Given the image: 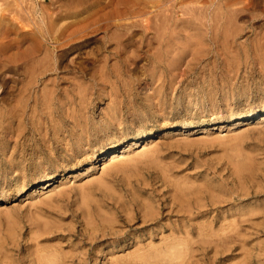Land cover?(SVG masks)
<instances>
[{
    "label": "rangeland",
    "instance_id": "rangeland-1",
    "mask_svg": "<svg viewBox=\"0 0 264 264\" xmlns=\"http://www.w3.org/2000/svg\"><path fill=\"white\" fill-rule=\"evenodd\" d=\"M181 1L176 0V5L173 7L175 15H183L177 20L178 28L182 31L184 29L187 31L192 30V33H200L201 37L203 36L202 42H198L194 47L191 44L194 50L191 48V45H186L184 48L188 52L184 49L183 55L177 56L178 58L175 60L172 58L173 61L168 59L169 61L164 63L155 62L150 56L153 52V47L148 45L149 42L148 39H145V33H141L140 31L145 28L136 25L137 27L133 26V28L138 32L131 38L130 42L132 45L129 49L127 48L128 50L122 51L123 56H128V58L127 60L120 61V65L118 64V67H120L119 74L118 72H114L111 77H106V80L109 79V82H106L105 78L100 77L102 75L97 72L102 63L96 60L98 62L97 65L95 64V59H98L100 55L102 56L106 50L103 47L105 42L108 43L104 31L97 32L96 37L93 38L95 41L89 42L84 47L85 49H82L84 51L74 50L66 58L64 57L65 60L62 59L61 63L59 62L62 67L64 66V69L61 67L60 69L51 71L49 77L50 80L52 79V84L49 81L51 88H54L60 95L63 92L72 93V95L76 94L77 101H74L73 108L77 110V116L79 115L77 117L78 121L82 122V124L90 123L93 125L99 122L101 116L107 112L108 105H112L117 99L115 95L118 94L125 99L123 115L126 118L121 123L122 125L120 124L117 129L110 133V135L112 134V138L106 137L105 142L95 143L91 147L86 145L78 152H74L73 155L67 154L66 157H69L68 162H62L60 168L56 167L57 163H50L49 156L52 153H54V156L58 154L59 157H62L60 160L63 161L65 159L63 147L52 149L53 145L45 146L43 144L41 146L40 144L41 149L43 148L47 154L43 157L37 156V158H33L32 153L35 151V143L42 142L40 139L41 132L38 129L35 130V128L42 126L41 129L44 132L52 128V123L56 119L59 124L64 126H73L78 121L70 117L66 112L61 111L58 104H53L49 108L48 105L44 107L42 106L44 104L40 103L35 114L28 107V112L22 119L24 124L20 127L22 134L18 135L20 128H16L18 119L13 121V125L16 126H14L12 131H8L6 128L8 120L4 113L14 103L17 105L16 97L18 96L17 87L19 82L17 81L18 76L16 73L12 71L8 72V66L4 64L3 67L2 63L5 62L7 55L18 58L17 53L19 55L22 54L27 49L24 46H28L29 43L24 42V46L22 45L23 47L20 49L18 47L10 49L9 51L11 52L6 50L0 51V242L3 240L0 244V264H38L36 253L38 244L36 243L43 244L42 246L57 247L62 250L66 257L64 264H111L110 252L115 251V255L120 256V254L122 255V253L124 254L134 249L139 242L149 243L150 241L159 244L163 235H170L171 231L175 227L178 228V226L185 231L188 229L191 231L195 230L198 224V220L195 217L198 214L196 213L197 208L193 200L198 195H208L210 198V194L214 195L218 204L217 207L212 208V216L219 218V220H216L218 222L217 226H220L223 217L236 213L237 219L234 221L237 222L240 219L239 223L237 226L231 228L232 232L230 229H228L229 231L226 229L225 231L227 232L223 231V233L224 235L231 234L230 236L235 234L236 237H241L243 240L247 239V247H243L240 241H236L235 237L230 241L231 243H227V246L221 245L219 252H216V249L213 250L216 247L214 241L210 242L206 238L204 242H201L198 241L197 237L190 236L191 240H196H190V244L183 243L186 245V249L183 244V246L181 245L182 251L184 250L182 254L180 253L181 256L183 255L182 258L180 254L161 257L153 254L149 257L150 262L148 264H154L159 262V260L162 261L160 264H183V262L185 264H213V262H215L214 264H234L244 260L248 264H264V114L253 116L258 110H261V113L264 112V75L262 76L264 74V51L260 50L261 46L264 48V40L262 38L264 37V0H259V2L257 0H254L255 2L253 0H245L244 3H247L246 10H244L245 13L243 10H240L238 11L240 15L238 14V17H236L237 22L242 26V31L235 36H231L227 45H222L221 42L217 44L210 41L211 31L206 32L203 30L205 26L202 27L199 24L200 20H205V18L198 19L200 15L198 12L199 8H203L204 10L205 7L204 11H213V7L208 8V4L210 5L211 1L205 0L203 2L200 0V3L199 0H193L200 5L193 3L192 0ZM189 1L190 4L188 3ZM248 2H251V4L249 5ZM185 3H188V5ZM203 3L207 5L201 6ZM240 4L242 6L243 2L236 3L234 6L238 8ZM196 5L200 7L197 9ZM190 7L192 9L193 7L196 8L195 11ZM182 8H187L190 13L188 12L187 15L186 13L182 14L181 11H184ZM176 10L178 11L176 12ZM191 12H194L193 14L197 15L198 18L194 15V17L191 16ZM152 15L150 14V16ZM185 15L187 19L192 18L187 21V19H184ZM183 21L186 23L185 25ZM148 32L150 35L155 34L154 29L148 30ZM12 34L13 36L15 34L17 36V32L14 30H12ZM183 34L186 35L184 31ZM150 35L149 39L154 36ZM257 35L259 36V40L262 39L263 41L256 40ZM95 38H98L100 41L96 43ZM92 44H98L97 46L99 47H95ZM87 46L89 49L92 48V50L95 47V50L89 51ZM222 46H226L227 51ZM147 47L150 48L148 49ZM131 49L132 52H130ZM86 51L89 55H86ZM133 51L135 54H133ZM228 51H231L232 54L234 51V54L232 55ZM83 52L84 54H82ZM22 57H20V60L16 58L18 62L13 63L14 66L17 64L16 67H18L23 62L24 54ZM85 57L87 58L85 59ZM233 57L237 59L233 61ZM76 59H80V62ZM223 59L226 60L224 61ZM91 60H93V63ZM112 61L114 62L115 59H111ZM227 61L230 64H227ZM232 63L234 66H232ZM171 67L172 70H176L177 74L173 73L175 71H170ZM260 67L263 69V73ZM91 71H93L94 76H91ZM62 73L64 76L67 74L66 80ZM157 74L159 75L157 76ZM169 76H172L170 77L171 79ZM76 77H78L77 80ZM14 78L15 80H13ZM54 79L56 81H53ZM74 79L76 82H73ZM78 79L82 81L80 87L78 85L80 83L77 82ZM157 80L159 81L157 82ZM110 82L113 86H111ZM172 82H175L173 83L174 85L171 84ZM97 83L102 85L103 88L105 86V90L102 86H99L100 88L97 87ZM169 84L173 86L171 87ZM84 86H87L86 90H84ZM77 87H79V91ZM117 87L118 89L116 90ZM91 88L93 89L91 90ZM82 89L84 90L83 92ZM67 93H63L64 95L62 94V96H65ZM87 93L89 95H86ZM148 96L157 97L154 98L156 104L153 103L147 110H139L142 102ZM81 98L85 101L81 100ZM8 100L9 102H7ZM31 102H34L33 98H31ZM9 103L11 104L8 105ZM136 109L139 112L133 114L132 112ZM53 117L54 119H52ZM6 120L7 122H5ZM185 125L186 127L183 129ZM238 135L240 141L242 139L241 143L239 139L237 140ZM134 139H138L137 143H134ZM235 140L239 144L237 142L234 143ZM233 143L235 147L232 146ZM106 144L113 146L114 149L121 145L124 146L125 152L119 158L128 160L125 162V165H121L119 162L114 164L115 162L112 158L108 160L101 159L99 155ZM65 146L70 147L68 150H72V148L76 149V145L72 147L66 144ZM155 153L156 158H154ZM248 153L253 155H249L253 159V165L250 164L251 167L239 171L236 168L235 162L237 163L240 161L238 159L242 160L248 156ZM135 157L141 158L135 159ZM155 162L158 163L156 164ZM164 165L167 166L164 167ZM183 175L185 178L182 177ZM50 179L52 180V185L46 184V187L44 184L42 185V183ZM176 182L182 185L181 189H185L184 192L187 193L185 201H180L181 199L177 197V195L182 197L183 191L181 189L179 191L180 185H177ZM81 189H84L83 192L85 191V193ZM197 189L201 191L194 194L193 190L196 191ZM88 191L89 193H87ZM208 196L204 197V200L208 201ZM93 197L94 200H92ZM145 203H152L156 207V211L159 212L155 215L157 218L143 222ZM257 207H259L260 211L257 214L251 215L249 212ZM95 214L99 215L97 216L98 220H91L92 226H88L87 221L92 219ZM126 215L130 218L126 217ZM248 218L252 219L248 221ZM242 219L244 222H242ZM229 221L231 220L228 218L226 222ZM46 227L49 229L45 234L39 233ZM92 227L95 228L96 232L91 233ZM234 229L236 232H234ZM238 232H241L242 235H238ZM11 233L12 235H10ZM34 237L37 239L35 240ZM96 249L103 250L104 252L100 253L101 255L98 260L95 259L99 255ZM5 250L6 252L4 253ZM244 250H247V254H244ZM258 252H262L261 262L256 258ZM252 254H254L253 257H251ZM2 255L5 257L2 258Z\"/></svg>",
    "mask_w": 264,
    "mask_h": 264
},
{
    "label": "bare ground",
    "instance_id": "bare-ground-1",
    "mask_svg": "<svg viewBox=\"0 0 264 264\" xmlns=\"http://www.w3.org/2000/svg\"><path fill=\"white\" fill-rule=\"evenodd\" d=\"M175 1L176 0H0V51L1 50H6L9 51L10 49L14 48V47H18L19 49L21 47H23V43L27 42L29 43L28 46H24V48L26 49L24 52H22V54L19 55V53L15 52L18 54V58L15 56V58L13 56H8L5 58V62H3L1 65L4 67V64L6 66H8V72H14L16 73L17 77V81L18 83V87H17V105L16 103L13 104V106L10 108H7L5 110V117L8 120V124L6 125V128L8 131H12V129L14 128L13 125V121L17 120V127L16 128H20L23 124L24 121H22V119L25 117V114H27V109L28 107H30L31 111L35 114V112L38 110L40 103H43L44 105L42 106H46L48 105L49 108L50 106H52L53 104H58V107L60 108L61 111L66 112L70 117L76 119V121H78V116H77V110L73 108V104L74 101L76 100L77 96L76 94H68L67 92H63V93H67L65 96H62V94H58L57 91L54 88H51L49 81L50 80V73L53 70H57L60 69L62 66L59 64V62L61 63V60L64 59V57L66 58L67 55H69L72 51L74 50H82L89 42H93L95 40H93L94 37H96V33L97 32H101L104 31L105 32V37H107L108 39V43L105 42L104 44V49H106L103 52V55L100 57L98 56V59H95L100 61V63H102V66H99V70H97V72H99L102 76L100 77H104L106 80V77H111V75L114 72H118L119 74V70L120 67H118V64L120 65V61H124L127 60L128 56L124 57L122 54V51H125L127 48L129 49V47L132 45L131 44V38L134 37L137 32L136 30L133 28L137 27L136 25H140L141 27L145 28L144 30H140L141 33H145L146 35V40L148 39L149 42V46L151 45L152 48V54L150 55L151 58L153 59V61H157V62H168V59L172 58L175 60L176 58H178L183 52V50L186 48H184L186 45H194L198 44V42H202L203 36L201 37L200 33L194 34L191 31H187V30H183L185 34H183V31L181 29L178 28L177 25V20H179L181 18V16L183 15H179L177 16V14L175 15L174 13V9L173 7H175ZM181 1V0H179ZM191 1V0H190ZM190 1L188 2L190 4ZM198 1V0H195ZM195 1L192 0L193 3H195ZM200 1V0H199ZM203 2L205 0H202ZM206 1H211L210 5L208 4V8L213 7V11L212 10H204L203 8H199L196 5V8L199 12V18L197 17V15H194L192 12V14H190L191 16H195L198 19H203L205 18V20H200L198 22H200L199 24L203 27L206 32L211 31V38L210 41H213L214 43H222V45H227V43L229 42V38L231 36H235L237 34H239L242 31V26L237 22V15L240 13H238V11L240 10H246V4L244 3L245 0H206ZM249 1V0H248ZM254 1V0H253ZM259 2V0H257ZM49 2V3H47ZM181 2H186L185 0H182ZM191 2V3H192ZM242 6L240 4V8H236L234 6V4L236 3H242ZM255 2V1H254ZM179 3V2H178ZM188 3L186 5H188ZM192 3V4H193ZM201 3V1H200ZM208 3V2H207ZM191 4V5H192ZM198 4V3H195ZM206 4V3H205ZM204 3L201 4V6L205 5ZM248 4L250 5L251 2ZM264 4V3H263ZM190 5V6H191ZM200 5V4H198ZM207 5V4H206ZM238 5V4H237ZM236 5V6H237ZM253 5V4H252ZM172 6V7H171ZM194 6V5H193ZM255 6V5H254ZM187 7V6H186ZM192 7V6H191ZM190 7V8H191ZM249 7V6H248ZM194 11H195V9ZM217 10H216V9ZM256 8V7H254ZM184 9V8H182ZM192 9V8H191ZM189 9V10H191ZM192 9V10H193ZM180 10V9H179ZM187 8L184 9V11H186ZM248 10V9H247ZM252 10V9H251ZM178 10H176L177 12ZM183 10L181 11L182 14L187 15V13L189 12L188 10L186 12H184ZM197 11V10H196ZM184 12V13H183ZM214 12V13H211ZM247 12V11H246ZM190 13V12H189ZM197 13V12H196ZM245 13V12H244ZM150 14H153L152 16H150ZM247 14V13H246ZM186 15L184 16V19L186 20L187 18ZM189 15V14H188ZM177 16V17H176ZM193 16V17H194ZM139 17V19H137ZM140 17L142 18L140 20ZM177 19H176V18ZM188 17V16H187ZM190 17V16H189ZM133 18H136L133 20ZM183 18V17H182ZM192 18V17H190ZM188 18L187 21L190 19ZM137 22H136V21ZM197 20V19H196ZM181 21V20H180ZM186 21V22H187ZM193 21V20H190ZM182 22V21H181ZM184 22V21H183ZM197 22V21H195ZM188 23V22H187ZM194 23V22H193ZM204 23V25H203ZM183 24V23H182ZM186 23L184 22V25ZM191 24V23H190ZM189 25V24H188ZM187 25V26H188ZM198 25V24H197ZM196 25V26H197ZM139 26V27H140ZM191 26V25H190ZM195 26V25H194ZM138 27V28H139ZM140 27V28H141ZM206 27H208L207 29H205ZM192 28V27H191ZM200 28V27H199ZM153 30L155 31V34L153 33L152 35L149 34L148 30ZM12 30L17 32V36H13L12 34ZM190 30V28H189ZM194 30V29H193ZM139 31V32H140ZM187 31V32H186ZM147 33V34H146ZM207 34V33H206ZM144 35V36H145ZM148 35V37H147ZM149 35L152 36L151 39H149ZM210 35V34H209ZM103 36V35H101ZM263 36V35H262ZM141 37V36H139ZM100 38V37H99ZM143 38V37H142ZM184 38V40H183ZM257 38V39H256ZM256 40H259V36H256ZM261 38V37H260ZM264 40V37H262ZM96 39V43L99 42L100 40L98 38ZM233 40V38H232ZM262 40V39H261ZM259 40V41H261ZM262 40V41H263ZM183 41V42H182ZM231 41V40H230ZM206 42V41H205ZM233 42V41H231ZM104 43V42H103ZM102 43V45H103ZM107 43V45H106ZM255 43V42H254ZM264 43V41H263ZM229 44V43H228ZM243 44V43H242ZM258 44V42H257ZM23 45V46H22ZM93 45V44H92ZM95 45V44H94ZM93 45V46H94ZM98 45V44H97ZM95 45V47L97 46ZM145 45V44H144ZM154 45V46H153ZM147 46V45H146ZM232 46V45H231ZM256 46V45H255ZM88 47V46H87ZM94 47V48H95ZM99 47V46H97ZM224 47V46H222ZM229 47V46H227ZM257 47V46H256ZM264 47V46H263ZM93 48V50H95ZM101 48V47H100ZM148 48V47H147ZM150 48V47H149ZM148 48V49H149ZM192 48V45H191ZM196 48V47H195ZM226 48V46L224 47ZM231 48V47H230ZM259 48H260V44H259ZM85 49V48H84ZM89 51H93L92 48L89 49V47L87 48ZM97 49V48H96ZM127 49V50H128ZM194 50V48H192ZM218 49V48H217ZM258 49V48H257ZM256 49V50H257ZM87 50V51H88ZM102 50V49H101ZM147 50V49H146ZM151 50V49H150ZM227 51V48L225 49ZM231 50V49H229ZM260 50H262V52L264 51V48H260ZM80 51V52H81ZM86 51V55H89ZM98 51V50H97ZM187 51V50H186ZM185 51V52H186ZM11 52V51H9ZM20 52V51H19ZM130 52H132V49L130 50ZM188 52V51H187ZM238 52V51H237ZM236 52V53H237ZM259 52V50H258ZM2 53V52H1ZM74 53V52H73ZM100 53V52H99ZM224 53V52H223ZM228 53L232 54L231 51ZM264 53V52H263ZM24 54V60L23 62L18 65V67H16L17 64L13 63H17L18 61L16 60V58L18 60H20L22 57V55ZM80 54V53H79ZM78 54V55H79ZM84 54V52L82 53ZM127 54H129L127 52ZM133 54L134 51H133ZM137 54V53H136ZM187 54V53H186ZM234 54V51H233ZM232 54V55H233ZM16 55V54H15ZM91 55V54H90ZM95 55V54H93ZM183 55V54H182ZM185 55V54H184ZM222 55V54H221ZM236 55V54H235ZM75 56V55H74ZM73 56V57H74ZM77 56V55H76ZM113 56V57H111ZM147 56V55H146ZM178 56V57H177ZM223 56V55H222ZM221 56V57H222ZM225 56V54H224ZM237 56V55H236ZM240 56V55H239ZM2 57V56H1ZM82 57V56H81ZM84 57V56H83ZM226 57V56H225ZM232 57V56H231ZM23 58V57H22ZM68 58V57H67ZM87 57H85L86 59ZM91 58V57H90ZM88 58V59H90ZM184 58V56H183ZM239 58V57H238ZM70 59V58H68ZM81 59V58H80ZM79 59V60H80ZM92 59V58H91ZM111 59H115V61L111 62ZM182 59V58H181ZM234 59V57H233ZM235 59H237L235 57ZM235 59L233 61H235ZM65 60V59H64ZM77 61H79L78 59H76ZM83 60V59H82ZM179 60V59H178ZM224 60V59H223ZM226 60V59H225ZM224 60V61H225ZM86 61V60H85ZM93 63V60H91ZM96 61V65L97 62ZM170 61V62H171ZM180 61V60H179ZM70 62V61H69ZM76 62V61H74ZM80 62V61H79ZM192 62V61H191ZM231 62V61H230ZM68 64V62H66ZM73 63V62H72ZM84 63V62H83ZM86 63V62H85ZM88 63V62H87ZM99 63V64H100ZM174 63V62H173ZM177 63V62H176ZM197 63V61H196ZM209 63V62H208ZM226 63V62H225ZM235 64H237L236 62H234ZM76 64V63H75ZM79 64V63H78ZM77 64V65H78ZM91 64V63H90ZM94 64V65H95ZM155 64V63H154ZM179 64V63H177ZM193 64V63H192ZM224 64V62H223ZM222 64V66H223ZM227 64H230L227 61ZM233 64V63H232ZM264 64V63H263ZM82 65V64H81ZM89 65V64H87ZM95 65V66H96ZM128 65V64H127ZM130 65V64H129ZM153 65V64H152ZM170 66H172L171 64H169ZM183 65V64H182ZM181 65V67H182ZM185 65V64H184ZM191 65V64H190ZM215 65V64H214ZM241 65V64H240ZM256 65V64H255ZM261 65V64H259ZM258 65V66H259ZM72 66V65H71ZM75 66V65H74ZM94 66V67H95ZM131 66V65H130ZM155 66V65H154ZM180 66V65H177ZM187 66V64H186ZM203 66V65H202ZM229 66V65H228ZM234 66V64L232 65ZM236 66V65H235ZM264 66V65H263ZM64 67V66H63ZM62 67V68H63ZM84 67V66H83ZM92 67V68H94ZM262 67V66H261ZM260 67V68H261ZM87 68V66H86ZM98 68V67H96ZM95 68V69H96ZM150 68V67H149ZM195 68V67H193ZM3 69V68H1ZM21 69V70H20ZM64 69V68H63ZM79 69V68H78ZM90 69V68H89ZM161 69V68H160ZM202 69V68H201ZM229 69V68H226ZM232 69V68H230ZM262 69V68H261ZM264 69V67H263ZM263 69L261 70V72L263 73ZM92 70V69H91ZM94 70V69H93ZM130 70V69H129ZM172 70V67L170 69V71ZM178 70V69H177ZM180 70V69H179ZM203 70V69H202ZM239 70V69H238ZM21 71V72H20ZM122 71V70H121ZM120 71V72H121ZM127 71V69H126ZM155 72V70H153ZM152 71V72H153ZM175 71L176 70H172ZM236 72V70H234ZM67 72V71H66ZM74 72V71H73ZM174 74H177V72ZM245 72V71H244ZM69 73V72H68ZM76 73V72H75ZM89 73V71H88ZM95 73V71H94ZM159 73H161V71H159ZM179 73V72H178ZM230 73V72H229ZM233 73V72H232ZM61 74V73H60ZM71 74V73H70ZM77 74V73H76ZM169 74V73H168ZM200 74V73H199ZM227 74V73H226ZM237 74V73H236ZM15 75V74H14ZM63 75V73H62ZM67 74H65V76L63 75V77L65 78ZM73 75V74H72ZM94 76L93 71H91V76ZM159 74H157L158 76ZM162 75V74H161ZM160 75V76H161ZM170 75V74H169ZM202 75V74H201ZM210 75V74H209ZM233 75V74H231ZM235 75V73H234ZM233 75V76H234ZM264 74H262L263 76ZM53 76V75H52ZM56 76V75H55ZM70 76V75H68ZM75 76V75H73ZM72 76V77H73ZM81 76V75H80ZM96 76V75H95ZM159 76V78H160ZM164 76V75H163ZM176 76V75H174ZM221 76V75H220ZM226 76V75H225ZM246 76V75H245ZM13 77V76H12ZM54 77V76H53ZM120 77V76H119ZM165 77V76H164ZM172 76H169V78ZM178 77V76H177ZM184 77V76H183ZM259 77V76H258ZM70 78V77H69ZM68 78V79H69ZM75 78V77H73ZM72 78V79H73ZM78 77H76L77 80ZM94 78V77H93ZM96 78V77H95ZM99 78V77H98ZM163 78V77H162ZM174 78V77H173ZM172 78V79H173ZM81 79V77H80ZM111 79V78H110ZM115 79V78H114ZM158 79V77H157ZM171 79V78H170ZM211 79V78H209ZM215 79V78H214ZM234 79V78H233ZM247 79V78H246ZM15 80V78L13 79ZM60 80V79H59ZM66 80V78H65ZM94 80V79H93ZM113 80V78H112ZM111 80V81H112ZM155 80V79H153ZM181 80V79H180ZM229 80V79H228ZM245 80V79H243ZM12 81V80H11ZM53 81H56V79H54ZM58 81V79H57ZM62 81V80H61ZM75 81V79L73 80V82ZM86 81V80H85ZM100 81V80H99ZM109 82V79L106 80V82ZM159 80H157L158 82ZM230 81V80H229ZM10 82V81H9ZM14 82V81H12ZM11 82V83H12ZM16 82V81H15ZM68 82V81H67ZM76 82V81H75ZM80 85L82 84V81H78ZM87 82V81H86ZM117 82V81H116ZM140 82V81H139ZM185 82V81H184ZM10 83V84H11ZM54 83V82H53ZM62 83V82H61ZM89 83V82H87ZM85 83V84H87ZM93 83V82H91ZM111 83V82H110ZM175 82H172L171 84H173ZM226 83V82H225ZM21 84V85H20ZM52 84V81H51ZM169 84L171 87L174 85ZM178 84V83H177ZM176 84V85H177ZM224 84V83H223ZM227 84V83H226ZM232 84V83H231ZM77 85V86H78ZM84 85V84H83ZM82 85V86H83ZM95 85V84H94ZM97 87H101L102 85L97 83ZM12 86V85H11ZM9 86V87H11ZM62 86V85H61ZM72 86V85H71ZM70 86V88H71ZM76 86V85H74ZM81 86V88H82ZM111 86L112 83H111ZM155 86V85H154ZM209 86V85H208ZM58 87V86H57ZM66 87V85H65ZM64 87V88H65ZM79 87H77L78 91H79ZM85 87V86H84ZM87 87V86H86ZM86 87L84 90H86ZM89 87V86H88ZM92 87V86H91ZM99 87V88H100ZM13 88V87H12ZM63 88V87H62ZM61 88V89H62ZM103 88V86H102ZM105 88V86H104ZM103 88V89H104ZM153 88V87H152ZM168 88V87H167ZM16 89V88H15ZM57 89V88H56ZM82 89V92L84 91ZM93 88H91L92 90ZM118 89V87L116 88V90ZM162 89V88H161ZM170 89V88H168ZM66 90V88H65ZM73 90V88H72ZM81 90V89H80ZM105 90V89H104ZM174 90V89H173ZM172 90V92H173ZM70 91V90H69ZM77 91V90H75ZM109 91V90H108ZM151 91V90H150ZM169 91V90H168ZM10 92V91H9ZM14 92V91H12ZM81 92V91H80ZM81 92V93H82ZM114 92V91H113ZM78 93V92H77ZM150 93V92H149ZM157 93V92H156ZM11 94V93H10ZM79 94V93H78ZM85 94V93H84ZM104 94V92H103ZM147 94V93H146ZM158 94V93H157ZM7 95V94H6ZM64 95V94H63ZM81 95V94H79ZM86 95H89L88 93ZM101 95V94H100ZM111 95H113V93H111ZM110 95V97H111ZM197 95V94H196ZM13 96V95H12ZM15 96V95H14ZM117 96V99L115 100V102L112 103V105H108V110L107 112L101 116V120L97 123H94L93 125L90 123H84L82 124V122L78 121L77 124H73L70 126H64L62 124H59L57 119L54 120V123L52 128L50 129H45V127H43L46 131L42 132V126L35 128L40 130L41 132V140L42 142L40 143H35L34 146V150L32 155L33 158H37L38 157H43L44 155H46L47 153L43 150V148L41 149V146L43 144H45V146H52V149H58L60 147H63V156L65 157V159L63 161H61L60 159L62 158L61 156L59 157L58 154L54 156V153H50L51 155L49 156L50 158V163L54 164L57 163L58 168H60L62 166V162H68L69 157H66L67 154H71L73 155L74 152H78L79 150H81L82 148H84L86 145L88 146H93L95 143H101V142H105L106 137H108L109 139L112 138V134L110 135V133L112 131H114L115 129L118 128V126H120L121 123H123L124 119L126 118V116L123 115V104L125 103V99L123 98V96H119L118 94L115 95V97ZM191 96V95H190ZM194 96V95H193ZM8 97V96H6ZM5 97V98H6ZM113 97V96H112ZM171 97V96H170ZM201 97V96H200ZM31 98L34 99V102H31ZM80 98V97H79ZM83 98V97H82ZM81 100H84L82 99ZM89 98V97H87ZM157 98L155 96H148L147 98H145V100L142 102V106L139 108V110H147V108L152 105L153 103L156 104L155 99ZM204 98V97H203ZM12 99V98H11ZM15 99V97H14ZM91 99V98H90ZM6 101V99H4ZM10 100V98H9ZM9 100L7 102H9ZM110 100V99H109ZM197 100V99H196ZM77 101V100H76ZM85 101V100H84ZM133 101V100H132ZM131 101V103H133ZM189 101V100H188ZM6 102V103H7ZM16 102V101H15ZM183 102V101H182ZM12 103V102H11ZM11 103H9L8 105H10ZM84 103V102H83ZM135 103V102H134ZM87 104V103H86ZM127 104V103H126ZM84 105V104H83ZM7 106V105H6ZM56 106V105H55ZM54 106V107H55ZM2 107V106H1ZM42 107V108H44ZM53 108V107H52ZM86 108V107H85ZM84 108V109H85ZM256 108V107H255ZM3 109V108H2ZM45 109V108H44ZM42 109V110H44ZM48 109V107H47ZM46 109V110H47ZM105 109V108H104ZM156 109V108H155ZM41 110V111H42ZM49 110V109H48ZM174 110V109H173ZM45 111V110H44ZM50 111V110H49ZM59 111V112H61ZM82 111V110H80ZM105 111V110H103ZM31 112V113H32ZM137 112H139L137 109L135 111H133V114H136ZM1 113V111H0ZM3 113V112H2ZM50 113V112H49ZM80 113V112H79ZM82 113V112H81ZM84 113V112H83ZM164 113V112H163ZM48 114V111H47ZM64 114V113H63ZM162 114V113H161ZM264 114L261 113V110H258L253 116H259ZM32 115V114H31ZM58 115V114H57ZM132 115V114H131ZM67 116V115H66ZM68 116V117H69ZM245 116V115H244ZM1 117V116H0ZM40 117V116H39ZM81 117V116H80ZM32 118V117H31ZM34 118V117H33ZM58 118V116H57ZM71 118V119H72ZM54 119V117L52 118ZM84 119V118H83ZM7 120L5 122H7ZM34 121V120H33ZM41 121H43V119H41ZM45 121V120H44ZM68 121V120H67ZM71 121V120H69ZM133 121V120H131ZM130 121V122H131ZM16 122V121H15ZM49 122V121H48ZM60 122V121H59ZM38 123V122H37ZM41 124V123H40ZM67 125V124H66ZM122 125V124H121ZM186 127L183 126V129ZM24 130V128H23ZM49 130V131H48ZM17 131V130H16ZM21 131V132H20ZM20 131L18 133V135L22 134V129L20 128ZM9 132V133H10ZM50 132V133H49ZM8 133V132H6ZM15 133V132H14ZM1 134V133H0ZM13 134V133H12ZM16 134V133H15ZM40 134V133H39ZM150 136V135H149ZM14 137V136H13ZM242 137V136H240ZM11 138V137H10ZM16 138V136H15ZM18 138V137H17ZM234 138V137H233ZM231 138V139H233ZM21 139V138H20ZM239 139V135L237 137V140ZM134 143H137L138 139H134ZM142 140V139H141ZM237 140H235L234 143L237 142ZM3 141V140H2ZM189 141V140H188ZM231 141V140H230ZM234 141V140H233ZM240 141V139H239ZM242 141V139H241ZM240 141V143H241ZM7 142V141H6ZM9 142V140H8ZM185 142V141H184ZM228 142V141H227ZM234 143L232 146H234ZM238 143V142H237ZM24 144V143H23ZM41 144V146H40ZM70 145V146H74L76 145V149L72 148V150H68L70 147H66L65 145ZM239 144V143H238ZM230 145V144H229ZM57 146V147H56ZM106 144V146H104V148H102L103 150L101 151L100 155L101 159L104 160H108L109 158H112L114 160V164H117L118 162L121 165H125V162L128 160H122L119 157L122 155V153L124 154L125 150L123 149L124 146L121 145L120 147H117L114 149L113 146H108ZM235 147V146H234ZM233 147V149H234ZM239 147V146H238ZM243 147V146H242ZM21 148V147H20ZM126 148V147H125ZM50 149V148H49ZM74 149V150H73ZM231 149V147H230ZM243 149V148H242ZM26 150V149H25ZM87 150V149H86ZM241 150V149H240ZM258 150V149H257ZM10 151V150H9ZM22 151V150H21ZM231 151V150H230ZM247 151V150H246ZM240 152V151H239ZM243 152V151H242ZM145 153V152H144ZM153 153V152H152ZM235 153V152H234ZM241 153V152H240ZM245 153V152H244ZM149 154V152H148ZM147 154V155H148ZM239 154V153H238ZM243 154V153H242ZM112 155V156H111ZM156 155V153L154 154V156ZM237 155V154H236ZM241 155V154H239ZM247 155V154H246ZM249 153L248 156H246L245 158L238 159L240 161H238L237 163L235 162L236 168L241 171L244 170L246 168L251 167V165H253V159L252 157H249ZM143 156V154H142ZM151 156V155H149ZM223 156V155H222ZM233 156V155H232ZM253 156V155H250ZM6 157V156H5ZM8 157V156H7ZM15 157V156H14ZM13 157V158H14ZM118 157V158H117ZM225 157V156H224ZM229 157V156H228ZM126 158V157H125ZM141 157H138L135 159H139ZM156 158V156L154 157ZM158 158V157H157ZM235 158V156H234ZM26 159V158H25ZM24 159V160H25ZM152 159V158H151ZM15 161V159H13ZM157 160V159H156ZM155 160V161H156ZM233 160V158H232ZM20 161V160H19ZM56 161V162H55ZM72 161V160H71ZM163 161V160H162ZM161 161V162H162ZM134 162V160H133ZM159 162V160H158ZM157 162V163H158ZM160 162V164H161ZM166 162V160H165ZM233 162V161H232ZM231 162V163H232ZM130 163V162H128ZM156 163V162H155ZM156 163V164H157ZM164 163V162H163ZM131 164V163H130ZM165 164V163H164ZM167 164V162H166ZM22 165V164H21ZM93 165V164H92ZM120 165V166H121ZM177 165V163H176ZM234 165V166H235ZM255 165V164H254ZM52 166V165H51ZM54 166V165H53ZM105 166V165H104ZM127 166H129L127 164ZM158 166V165H157ZM167 165H164V167ZM117 167V166H116ZM125 167V166H124ZM160 167V166H159ZM233 167V166H232ZM22 168V167H21ZM57 168V169H58ZM120 168V167H119ZM162 168V167H161ZM223 168V167H222ZM45 169V168H44ZM233 169V168H232ZM235 169V168H234ZM222 170V169H221ZM250 170V169H249ZM248 170V171H249ZM240 173V172H238ZM249 173V172H248ZM234 174V173H233ZM251 174V173H250ZM167 175V174H166ZM188 176V175H187ZM168 177V176H167ZM173 177V176H172ZM180 177V176H179ZM184 177V175L182 176ZM238 177V176H237ZM240 177V175H239ZM177 178V177H176ZM185 178V177H184ZM53 179V178H52ZM170 179V178H169ZM174 179V178H173ZM189 179V177H188ZM187 179V181H188ZM250 179V178H249ZM172 180V178H171ZM176 180V179H175ZM178 180V178H177ZM186 180V179H185ZM192 180V179H191ZM194 180V178H193ZM192 180V181H193ZM51 179L42 183V185L44 184V186L46 187V184L52 185L51 184ZM191 181V183H192ZM195 181V180H194ZM100 182V181H99ZM185 182V181H184ZM196 182V181H195ZM201 182V181H200ZM239 182V181H238ZM243 182V181H242ZM106 183V182H104ZM148 183V182H147ZM177 183V182H176ZM175 183V184H176ZM190 183V182H189ZM100 184L102 185V183L100 182ZM107 184V183H106ZM179 183H177L178 185ZM197 184V183H195ZM193 184V185H195ZM201 184V183H199ZM104 185V184H103ZM110 185V184H109ZM107 185V186H109ZM180 185V184H179ZM203 185V184H202ZM260 185V184H259ZM112 186V185H111ZM176 186V185H175ZM192 186V185H191ZM105 187V186H103ZM186 187V186H185ZM201 187V185H200ZM246 187V186H245ZM113 188V187H112ZM182 188V185L179 186V191ZM193 188V187H192ZM64 189V188H63ZM86 189V188H85ZM108 189V187H107ZM207 189V188H206ZM43 190V189H42ZM62 190V189H60ZM82 190V189H81ZM84 190V189H83ZM82 190V192H83ZM90 190V188H89ZM112 190V189H111ZM115 190V189H114ZM185 189H181V191L184 192ZM192 190V189H190ZM195 190V189H194ZM194 194L199 193L201 190L197 189L196 191H194ZM209 190V189H208ZM47 191V190H46ZM87 191V190H86ZM42 192V191H41ZM81 192V193H82ZM116 192V191H115ZM182 192V197H180L179 195H177L178 198H180V201H185V196L187 193H183ZM85 193V191L83 192ZM89 193V191L87 192ZM174 193V192H173ZM216 193V192H215ZM118 194V193H117ZM191 194V193H190ZM201 194V193H200ZM59 195V194H58ZM67 195V194H66ZM65 195V196H66ZM85 195V194H84ZM211 197L209 198L208 195H198L196 196V199L193 200L194 204L197 208V214L196 215V220H198V224L196 226L195 230H184L182 228H180L178 226L175 227V229H173V231H171V234L168 236L163 235L161 237V241L160 243H154V242H150L149 243H144V242H139L137 244V246L132 249L129 250L127 252H125L124 254L122 253V255L120 254V256L115 255V251L110 252L111 253V259L110 262L111 264H148L149 261V257L152 256L153 254H157L156 256H167V255H177V254H182V247L181 245L183 243L188 244L189 241L191 240V237L193 236L194 238L197 237L198 241L204 242L207 239L210 240V242H215L216 243V247L213 249H216V252H219V247L221 245L223 246H227V243H231L230 241L233 240L236 235L233 234L232 236H230L231 234H227L224 235L223 231H225L227 229V231H229L228 229H230L232 227L237 226V224L239 223L240 219L237 220V222H235L234 220L237 219L236 217V213L231 214L230 216H225L223 217L220 226L218 227L217 224L218 222L216 220H219V218L216 216H212V212L213 209L218 206V204L216 203V199L214 198L213 194H210ZM242 195V194H241ZM82 196V195H81ZM208 196V201L204 200V197ZM62 197V196H61ZM86 197V196H85ZM91 197V196H90ZM120 197V196H119ZM187 197V196H186ZM49 198V197H48ZM82 198V197H81ZM58 200V199H57ZM94 200V197L93 199ZM120 200V199H119ZM81 201V200H80ZM96 201V200H95ZM123 201V200H122ZM146 201V200H145ZM53 202V201H52ZM56 202V201H54ZM87 204V203H86ZM102 204V203H101ZM117 205V204H116ZM125 205V204H124ZM251 205V204H250ZM99 206V205H98ZM126 206V205H125ZM144 206V205H143ZM169 206V205H168ZM36 207V206H35ZM88 207V206H86ZM95 207H97L95 205ZM159 207V206H158ZM90 208V207H89ZM170 208V207H169ZM220 209V208H219ZM78 210V209H77ZM86 211V210H85ZM144 211L143 212V222H147L149 219H155L157 218L155 215L157 213H159L158 211H156V207L151 203V204H146L144 206ZM220 211V210H219ZM259 210V207H257L256 209L251 210L249 213H251V215L257 214ZM140 212V211H139ZM187 212V211H186ZM37 213V212H36ZM87 213V212H86ZM165 213V212H164ZM189 213V212H188ZM195 213V214H196ZM83 214V212H82ZM111 214V213H110ZM127 214V213H126ZM140 214V213H139ZM191 214V213H190ZM40 215V214H38ZM43 215V214H42ZM41 215V217H42ZM51 215V214H50ZM194 215V214H193ZM84 216V215H83ZM92 216V215H89ZM88 216V217H89ZM97 214L93 215L92 219H89L87 221V225H91V220H98L97 218ZM189 216V215H188ZM246 216V214H245ZM250 216V215H249ZM40 217V218H41ZM126 217H129L126 215ZM135 217V216H134ZM66 218V217H65ZM83 218V217H82ZM130 218V217H129ZM231 220L229 222H226L227 220ZM56 219V218H54ZM84 219H86L84 217ZM142 219V218H141ZM249 219V218H248ZM247 219V220H248ZM252 219V218H251ZM251 219H249L248 221H250ZM33 220V219H32ZM47 220V219H46ZM51 220V219H50ZM57 220V219H56ZM243 220V219H242ZM246 220V218H245ZM17 221V220H16ZM58 221V220H57ZM61 221V219H60ZM109 221V220H108ZM114 221V220H113ZM176 221V220H174ZM18 222V221H17ZM16 222V223H17ZM46 222V221H45ZM96 222V221H95ZM102 222V221H101ZM244 222V220L242 221ZM15 223V224H16ZM50 223V222H49ZM70 223V222H69ZM103 223V222H102ZM109 223V222H108ZM47 224V223H46ZM111 224V223H110ZM66 225V224H65ZM116 225V224H115ZM176 225V224H175ZM13 226V225H12ZM38 226V225H37ZM36 226V227H37ZM45 226V225H44ZM54 226V225H53ZM58 226V225H57ZM92 226V225H91ZM107 226V225H106ZM167 226V225H166ZM177 226V225H176ZM244 227V226H243ZM90 228V227H89ZM125 228V227H124ZM158 228V226H157ZM13 229V228H12ZM38 229V228H36ZM48 227L44 228L42 231H40L39 233H43L45 234V232L48 231ZM237 229V228H236ZM244 229V228H243ZM242 229V230H243ZM249 229V228H248ZM241 230V229H240ZM9 231V230H8ZM33 232H35L34 230H32ZM51 231V230H50ZM49 231V232H50ZM54 231V230H53ZM56 231V230H55ZM90 231V230H89ZM222 231V232H221ZM225 231V233L227 232ZM254 231V230H253ZM38 232V231H37ZM95 228L92 227L91 229V233H94ZM232 232V231H231ZM234 232L235 229H234ZM36 233V232H35ZM149 233V231H148ZM170 233V232H169ZM9 234V233H8ZM15 234H17L15 232ZM31 234V232H30ZM34 234V233H33ZM47 234V233H46ZM238 235H242L241 232L237 233ZM12 235V233L10 234ZM32 235V234H31ZM14 236V233H13ZM16 236V235H15ZM191 236V237H190ZM89 237V236H88ZM33 238V236H32ZM34 239L36 240L37 238L34 237ZM226 239V240H225ZM54 240V239H53ZM67 240V239H66ZM193 240V239H192ZM191 240V241H192ZM196 240V239H194ZM193 240V241H194ZM3 241V240H2ZM1 241V242H2ZM65 241V240H64ZM129 241V240H128ZM236 241H240L241 245L243 247L246 246L247 243V239H242L241 237H236ZM0 242V244H1ZM49 242V241H48ZM32 243V242H31ZM64 243V242H63ZM206 243V242H205ZM38 244L37 246V256H38V264H64V259L66 258L64 256V253L62 250H60L57 247H53V246H42L40 245V243H36ZM45 244V243H44ZM190 244V243H189ZM196 244V243H195ZM209 244V243H208ZM49 245V244H48ZM126 245V244H125ZM184 245V244H183ZM182 245V246H183ZM201 245V244H199ZM71 246V245H70ZM186 245H184V248ZM241 246V248H242ZM3 247V246H2ZM101 247V245H100ZM194 247V246H193ZM247 247V246H246ZM102 248V247H101ZM190 248V247H189ZM5 249V248H4ZM69 249V248H68ZM115 249V248H114ZM194 249V248H193ZM243 249V248H242ZM241 249V250H242ZM245 249V248H244ZM247 249V248H246ZM1 250V249H0ZM71 250V249H70ZM188 250V249H187ZM190 250V249H189ZM3 251V249H2ZM68 251V250H67ZM121 251V250H120ZM186 251V250H185ZM245 251V250H244ZM6 252V250L4 251V253ZM70 252V251H69ZM96 252H99V255L95 258L96 260H98L99 256L101 255L100 253L103 252V250H97ZM106 252V251H105ZM187 252V251H186ZM215 252V254H216ZM104 253V252H103ZM117 253V252H116ZM120 253V252H119ZM214 253V251H213ZM66 254V252H65ZM180 254V256H181ZM186 254V253H185ZM189 254V253H188ZM218 254V253H217ZM244 254H247V250L245 251ZM36 255V254H34ZM67 255V254H66ZM187 255V254H186ZM201 255V254H200ZM36 256V257H37ZM105 256V255H104ZM183 256V255H182ZM181 256V258H182ZM191 256V254H190ZM198 256V255H197ZM254 254L251 255V257H253ZM1 257V256H0ZM5 257L4 255H2V258ZM81 257V256H80ZM185 257V256H184ZM203 257V256H201ZM8 258V256H7ZM153 258V257H152ZM180 258V259H181ZM188 258V256H187ZM243 258V257H242ZM245 258V257H244ZM243 258V259H244ZM258 261L261 262L262 259V252H258L257 253V257ZM160 259V258H159ZM186 259V257H185ZM246 259V258H245ZM184 260V258H183ZM188 260V259H186ZM235 261V260H234ZM29 262V261H28ZM63 262V263H62ZM162 261L159 260V262H156L154 264H160ZM259 262V263H260ZM31 263V262H30ZM215 262H213L214 264ZM183 264H185V262H183ZM234 264H248L246 263V261H242L239 263H234Z\"/></svg>",
    "mask_w": 264,
    "mask_h": 264
}]
</instances>
